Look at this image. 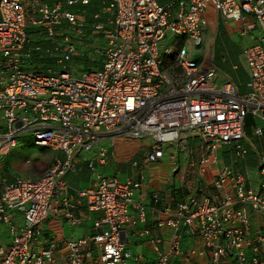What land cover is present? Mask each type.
I'll return each mask as SVG.
<instances>
[{"label":"built area","instance_id":"built-area-1","mask_svg":"<svg viewBox=\"0 0 264 264\" xmlns=\"http://www.w3.org/2000/svg\"><path fill=\"white\" fill-rule=\"evenodd\" d=\"M211 15L239 24L242 35L251 20L259 26L242 54L245 93L230 80L218 84L213 65L188 48L202 45ZM78 61L98 68L82 73ZM248 118L254 138L264 139V0H0V226L11 239L0 244V264L137 262L124 240L137 223L131 208L146 219L134 203L142 182L96 174V164L106 166L118 140L139 139L150 151L133 168L161 161L168 147L183 148L188 159L196 153L200 166L217 163L220 147L244 158ZM29 133L35 146L62 158L5 184L7 154ZM190 140L195 150L186 148ZM105 141L110 147L99 148ZM95 150L85 159L95 182L71 187L66 177L76 158ZM234 164L212 182L217 194L166 206L153 230L139 233L152 239L154 264H200L206 256L212 264H264V234L251 235L248 215L250 208L264 217V182L247 188ZM259 170L264 176V157ZM51 216L71 226L91 221L93 234L71 242L45 237ZM186 237L200 245L185 250Z\"/></svg>","mask_w":264,"mask_h":264},{"label":"rangeland","instance_id":"rangeland-1","mask_svg":"<svg viewBox=\"0 0 264 264\" xmlns=\"http://www.w3.org/2000/svg\"><path fill=\"white\" fill-rule=\"evenodd\" d=\"M205 29L206 30H205V35H204V42L202 43V45L198 47L188 45V48L190 49V52L193 58L197 60L198 62H201L202 59L205 60L207 55L211 56V63L218 71L217 83L221 84L226 80V76L227 77L233 76L236 73L235 72L236 70L234 69L235 65H238L240 68L244 67L243 56H242L243 50L251 46L252 39L258 36L259 26L257 22H255L254 20H251L249 30L245 35H242L241 30L239 29V24H233V23L222 22L220 25H216L214 30H211L210 27H206ZM207 43L211 45V50L206 48ZM166 46L167 44H165L163 47H166ZM205 62L206 63L208 62L207 58ZM48 63H50V65L52 64L51 62H48ZM77 66L80 67L82 73L86 72L85 70L87 68H92L93 71H96L98 68V64L88 63L85 61H78ZM81 74L78 77H80ZM254 124H255L254 120H252L251 118L247 119V124H246V135H247L246 145L247 147L245 148L247 149V152H248V156L246 157L248 165H247L246 171L248 172L252 180L258 181V180H261L260 176H258V167L261 166V157H258V155L256 154V151L259 154L261 153L264 155V139L254 138L253 132H252L255 126ZM258 124L261 125L260 122ZM248 141H250L251 144ZM101 144H102L101 146L103 147H106V148L110 147L109 141H105ZM193 146L194 144L190 142L189 149H191ZM148 147H149V141L147 139L130 140L126 143L123 141H119V140L116 142L115 148L116 149L119 148L121 150V153H120L121 157L124 158L123 163L120 165V169L122 171L118 175L119 180H125V178L127 177V174H126L127 171H132V173H133V170L135 172L138 171L137 169L132 168L131 163H133V161H137L139 165L143 164L144 156L148 152L147 150ZM195 148H197V146ZM171 150H172L171 152H174L177 150V148L172 147ZM181 152H182L181 155L185 154V152L183 151V148ZM46 156H48L46 150H42L40 147L35 146L32 135L29 133V134L21 136L18 139V148L13 150L12 153L10 154L9 165L11 167L18 166V165L22 167V165L26 164L27 161L34 162L38 160V161L43 162L42 158ZM216 156L218 157L217 163L216 164L210 163L207 165H203L204 170H206L208 167L210 169L211 167V171L213 173L217 171L221 172L223 168L222 158L223 159L227 158L228 160L231 158L234 163H237L238 161L242 159V158L237 157L234 153H232V151L228 147H220L216 153ZM199 160H200V156L195 153L193 158H191L190 156L189 159L187 160L188 166L190 165L192 161L198 165ZM125 161L128 162L129 165L126 164ZM181 164L183 166V160L181 161ZM77 165H76L78 167L77 169L81 170L80 172L81 175L79 176L78 180L74 183L72 179L73 176H71L70 181L71 183L75 185H80V186H83L82 188H86V186L88 185V181L86 179H87V176L89 175V171L86 168L85 164L79 163ZM115 166L116 165L110 166L109 168L100 170L99 172H102V174L105 177L107 176L113 177L117 170ZM177 166H180V165H177ZM174 168H175V165L172 163L171 165L169 164V160L167 156L160 163H151L148 166V168L145 170V176L147 178L145 179V186L148 187L147 183L150 180H152V183H151V186H152L153 182L154 184L157 182H160L159 181L160 179L162 183L166 184L164 185L165 188H168L173 191L180 190L182 187V182L180 181L178 176H175ZM246 171L243 170L242 173L245 174ZM207 174L209 173L207 172ZM138 175H139V171L137 174H135V176H138ZM156 176L159 177L158 180L156 179ZM210 177L211 175L210 176L206 175V178L204 180L205 184L207 183L208 178ZM188 182L191 185H193V188L195 187V182L192 183L191 179H189ZM159 186L157 187V189H159ZM212 191L215 194L218 193L216 189H213ZM249 210L251 209L249 208ZM51 226H56V223L53 222ZM64 227H65L64 229L65 239H67L68 241H72L75 239L82 238L86 234L88 235V232L90 231L92 227V222L88 220H84L83 224L78 227H72L70 223L65 222ZM86 227H88L87 230H86ZM0 229H1V236H2L0 242L3 245L4 244L10 245L11 239L8 237V233L5 229V225L2 224L0 226ZM135 240H136V237L132 236L130 242L134 244ZM185 240L187 241V238ZM192 244L193 242H191L189 245L191 246ZM131 247L132 246H129L127 248L131 250ZM134 249L135 248H133V250ZM149 249L151 250V248ZM143 254L144 256L151 257V252L146 251V252H143Z\"/></svg>","mask_w":264,"mask_h":264},{"label":"crops","instance_id":"crops-1","mask_svg":"<svg viewBox=\"0 0 264 264\" xmlns=\"http://www.w3.org/2000/svg\"><path fill=\"white\" fill-rule=\"evenodd\" d=\"M222 22H224V21H222L221 19H218V17L216 15H211L209 27L211 30H214L215 26L220 25ZM250 23L251 22H249V25H250ZM257 37L253 38V36H252L253 39H252L251 45H254L256 43ZM206 48L211 50V45L207 43ZM206 58L208 59V62L211 63V56L207 55ZM206 58H205V60H206ZM205 60L202 59L201 61L206 64ZM234 67L235 68L237 67L236 69L234 68L236 70L235 71L236 73L233 76H228V77L226 76V80H230L231 82H233L240 93H245L247 91V83L249 81L248 74H247L244 67L240 68L238 65H235ZM246 141H247V135H246V138L242 142L243 146H245V147H247ZM190 142L193 143L194 145L198 143L197 140L196 141L190 140L189 142H187V146H186L187 149L189 148ZM248 142L250 143V141H248ZM101 145L102 144H100L99 148L103 147ZM41 149L46 150V152L48 154V156L42 158L43 162L38 161V160H36L34 162L27 161L26 164L22 165V167L19 165L11 167L9 165L10 154L12 153L13 150L10 151L8 156H7L6 165H5V168H4L3 173H2L3 182L5 184L9 185V184L13 183V181L16 178H33V177L39 175L43 170L49 168L55 159L62 158V154L60 152H55V151H52V150L47 149V148H41ZM147 150L149 152V147ZM113 152H114V154H113ZM113 152H111L108 155L106 166H102L99 163L96 164V173L103 175L102 172H99L100 170H103V169L109 168L110 166L116 165L115 168L117 170H116V173L114 174L113 177H115L119 180L118 175L122 171L120 169V165L123 163L124 158L121 157V154H120L121 150L119 148ZM256 154L258 155V157H261V158L264 157L263 154L260 153L261 154L260 155L257 151H256ZM94 156H98V150H95L92 153H87V154L83 153V154L79 155L76 158L75 166L77 164L81 163V164H85L86 168H87V164L85 162V159H91ZM247 156H248V153L244 158H242L240 161L235 163V166L233 167V169H234V171L238 172L239 174H241L245 178L247 188H251V189L256 190L259 187V185L262 182H264V176L260 173L259 169L261 168V166H259L258 167V176H260L261 180L254 181L250 178L248 172L246 171L247 165H248V162L246 160ZM178 158H179V163H175V162L172 163L175 165V168H174L175 176L179 177L180 181L182 182V185L187 183V181L189 179H191L192 183L196 182V181H200L202 186H204V189L203 188L200 189V191L202 190L201 191V194H202L201 197H203V195L207 194V189L211 190L209 186L214 181V179L223 173L224 168L230 167L231 162L233 161L231 158L229 160L227 158L226 159L222 158L223 168H222L221 172L217 171V172L213 173L211 171V167H210V169L208 167L206 170H204L203 166L197 165L196 163H195V165H196L195 167H191L192 162L188 166V161H187L188 157L186 158L185 155L183 156V158L181 155ZM182 160H183V166L181 164ZM126 164H128V162H126ZM169 164L171 165L170 161H169ZM177 165H180V166H177ZM77 166L75 167L76 168L75 171H72L67 175L66 181L70 184L71 187H73L75 189H79V190L86 189V188L90 187L93 184V182H95L96 175L88 170L89 175L87 176V179H86L88 181V185L86 186V188H82L83 186H80V185H75L73 183L76 182L78 180L79 176L81 175V173H80L81 170L77 169L78 168ZM243 170L246 171L245 174L242 173ZM172 171H173V169H172ZM207 172L211 175V177L208 178V181L205 184L204 180L206 178V175L210 176L209 174H207ZM137 173H138V171L135 172L134 170H133V173H132V171H127L126 172L127 177L125 178V180H127L129 177L137 178V176H135V174H137ZM71 176H73V178H72L73 183H71V181H70ZM107 177H111V176H107ZM156 179L158 180L159 177L156 176ZM125 180H120V181L124 182ZM159 181L160 182H157L155 184L153 182V185H152L153 187H152L151 186L152 180H150L147 183L148 187L144 185V188L140 191H137L135 196H134V203L137 205L140 204L145 208L146 219L144 222H142L138 218V211L135 208L130 209V215L132 217H134L135 219H137V223H136L135 227L128 232V235L130 237V240H131L132 236H135L136 240H135L134 244L133 243L129 244V246H132L131 250H129L127 247L126 248L134 256L142 255L143 258L137 262L135 260H130L128 262V264H153V262L155 261V259H154L155 257H154V254L152 253V251L149 249V248H151L150 244L147 242L146 238H140L139 233L142 232L144 229L153 226L155 222L160 220L164 216L163 209L166 206L175 207L177 201H181V200L185 199L190 194L189 191L182 190V196L175 198L173 195L174 194L173 192H175V191L170 190L168 188H165L164 185H166V184L162 183V181L160 179H159ZM159 184H160V186H159ZM158 186H159V189H157ZM190 186H191V184H190ZM1 189L2 188H0V191H1ZM156 191L160 192L159 198L161 200L157 204H155L151 198L152 192H156ZM176 191H178V190H176ZM212 193L214 194L213 191H212ZM191 194H193V193H191ZM78 214H79V216H81L80 213H78ZM92 215L95 216L96 214L93 213ZM248 215H249V219H250L251 235L254 237L257 233H260V232L262 234H264V217L257 214L256 212H254L252 210H249V208H248ZM258 216H260V217H258ZM49 220L50 221L46 225H44V230L46 231L45 235H50L52 237H61L63 240L67 241V239H65V237H64L65 236L64 235L65 227H64V223L61 221V217H58L57 219H55L51 216ZM53 222L56 223V226H51V224ZM87 229H88V227H86V230ZM186 238H187V241L185 240ZM186 238H184V241H183L184 249H188L189 247L190 248L194 247L193 245H196V244L200 245L199 243L194 242L195 239L190 238V237H186ZM191 242H193V244L190 246L189 244ZM133 248H135V249L133 250ZM146 251L151 252V257L144 256L143 252H146ZM248 255H250L249 251H248ZM262 258L264 259V252L262 254ZM198 262L200 264H212V262L208 256H206L202 259H199Z\"/></svg>","mask_w":264,"mask_h":264},{"label":"clouds","instance_id":"clouds-1","mask_svg":"<svg viewBox=\"0 0 264 264\" xmlns=\"http://www.w3.org/2000/svg\"><path fill=\"white\" fill-rule=\"evenodd\" d=\"M201 63H203L202 61H201ZM203 64H205V63H203ZM206 64H211L210 62H208V63H206ZM205 64V65H206ZM212 65V64H211ZM214 67V66H213ZM215 68V67H214ZM216 69V68H215ZM218 72V71H217ZM253 140V139H252ZM189 142V141H188ZM170 149V150H169ZM169 149H167V157H168V160L171 162V163H179V156L181 155V150H176V151H174V152H171L172 150H171V148H169ZM188 150H195L194 149V146L191 148V149H189L188 148ZM150 151V150H149ZM9 154V153H8ZM8 154H7V156H8ZM170 154H174L175 155V159L174 160H172V159H170ZM165 156V157H166ZM182 156V158H183V156L184 155H181ZM164 157V158H165ZM144 158H145V156H144ZM164 158L161 160V161H159V162H157V163H160V162H162L163 160H164ZM6 159H7V157H6ZM137 162V161H136ZM231 163H233V161L231 162ZM216 164V163H215ZM5 165H6V163H5ZM142 165V164H141ZM150 165V164H149ZM148 165V166H149ZM148 166L147 167H145L144 169H141V168H134V169H137L138 171H139V175L137 176V178H131V177H129L128 179H132V180H137V181H141L142 182V189L144 188V185H145V179H146V177H145V170L148 168ZM235 166V164L233 165V167ZM133 168V167H132ZM87 169H88V166H87ZM97 174V173H96ZM95 174V175H96ZM101 175V174H100ZM103 176V175H102ZM141 177H143V180H141ZM112 178H115V177H112ZM120 181V180H119ZM126 181V180H125ZM124 181V182H125ZM122 182V181H121ZM210 187V189L211 190H208L207 189V194H213L212 193V190L213 189H215L213 186H212V183H211V185L209 186ZM212 187V188H211ZM89 188V187H88ZM204 189V186H202V184H201V182L200 181H196L195 182V187L193 188V185H191L190 186V184H189V182L187 181V183H185V184H183L182 185V187H181V189L180 190H186V191H189L190 192V194L187 196V197H189L190 195H197V196H199L200 198H201V191H200V189ZM87 189V188H86ZM142 189H140V190H142ZM82 190H84V189H82ZM139 190V191H140ZM191 193H193V194H191ZM154 194H158L159 196H160V192H152V194H151V198L153 197V195ZM215 194V193H214ZM186 199V198H185ZM184 200V199H183ZM183 200H181V201H183ZM152 201H153V198H152ZM161 200H160V198H159V202H160ZM181 201H177V203H179V202H181ZM176 203V204H177ZM175 207H176V205H175ZM175 207H171L170 206V208H172V209H174ZM164 210V209H163ZM93 214V213H92ZM92 216H94V215H92ZM159 221V220H158ZM157 221V222H158ZM157 222H155L154 223V225H156V223ZM83 224V223H82ZM81 224V225H82ZM46 225V224H45ZM81 225H78V226H81ZM153 225V226H154ZM78 226H72V227H78ZM153 226H151V227H149V228H146V229H149V230H153ZM145 230V229H144ZM129 232V231H128ZM8 233V232H7ZM93 234V231H92V227H91V229H90V231H89V233H88V235L86 234V236H83V237H89V236H91ZM45 237H47V236H49V237H52V236H50V235H44ZM82 237V238H83ZM140 237V236H139ZM1 238H2V236H1ZM1 238H0V241H1ZM55 238H57L58 240H60V241H64V242H71V241H65V240H63L61 237H60V239H59V237H55ZM141 238V237H140ZM143 238H146L147 239V242L150 244V247H151V250H152V253L154 254V252H153V249H152V245H151V241H152V239L150 238V237H143ZM79 239H81V238H79ZM79 239H75V240H79ZM73 241V240H72ZM124 242H125V249L129 252V253H131L126 247H128L127 245H129L131 242H130V237H129V235H128V233H127V238L124 240ZM194 242H196V241H194ZM0 244H2L1 242H0ZM3 245V244H2ZM5 245V244H4ZM7 245V244H6ZM195 246V245H194ZM192 248V247H191ZM189 249V248H188ZM185 250H187V249H185ZM132 254V253H131ZM132 256L135 258V257H140V259H142L143 257H142V255H139V256H134L133 254H132ZM154 257H155V255H154ZM139 259V260H140ZM155 259V258H154ZM138 260V261H139ZM155 262V261H154ZM154 262H153V264H154Z\"/></svg>","mask_w":264,"mask_h":264},{"label":"trees","instance_id":"trees-1","mask_svg":"<svg viewBox=\"0 0 264 264\" xmlns=\"http://www.w3.org/2000/svg\"><path fill=\"white\" fill-rule=\"evenodd\" d=\"M47 1H50V0H47ZM173 193H174L173 195H174L175 198H178V197L182 196V190H178V191H175Z\"/></svg>","mask_w":264,"mask_h":264}]
</instances>
